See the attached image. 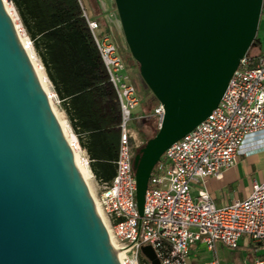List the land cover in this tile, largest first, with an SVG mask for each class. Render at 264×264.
<instances>
[{
	"label": "water",
	"instance_id": "95a60500",
	"mask_svg": "<svg viewBox=\"0 0 264 264\" xmlns=\"http://www.w3.org/2000/svg\"><path fill=\"white\" fill-rule=\"evenodd\" d=\"M139 74L163 106L134 154L141 215L154 163L219 102L263 0H114ZM151 264L154 248L142 244ZM0 264H120L14 22L0 0Z\"/></svg>",
	"mask_w": 264,
	"mask_h": 264
},
{
	"label": "built area",
	"instance_id": "2783aa9c",
	"mask_svg": "<svg viewBox=\"0 0 264 264\" xmlns=\"http://www.w3.org/2000/svg\"><path fill=\"white\" fill-rule=\"evenodd\" d=\"M9 1L23 47L33 52L44 69L33 39L12 0ZM77 1L119 104L115 172L110 179L93 174L89 155L67 123L74 135L72 145L77 142L90 168L95 182L94 197L107 221L108 234L120 264H147L142 261L145 258L140 249L142 244L154 248L161 264H189V246L195 241L215 252L217 242L236 247L239 238L246 235L264 247V180L254 181L246 197L220 205L202 186L205 177H219L234 164L246 135L264 130V52L252 53L248 48L229 77L217 105L163 151L151 169L140 215L133 167L135 148L140 142L132 140L134 136L129 126L132 110L140 101L139 94L112 36L100 30L98 20L90 16L84 0ZM254 61L256 63L252 64ZM47 79L52 95L48 98L51 103L60 105L61 100L48 76ZM152 112L159 123L163 115L159 101ZM195 184L199 187L194 193ZM207 264L222 263L213 257ZM253 264H264V255L255 258Z\"/></svg>",
	"mask_w": 264,
	"mask_h": 264
},
{
	"label": "trees",
	"instance_id": "16d2710c",
	"mask_svg": "<svg viewBox=\"0 0 264 264\" xmlns=\"http://www.w3.org/2000/svg\"><path fill=\"white\" fill-rule=\"evenodd\" d=\"M12 2L60 100L61 90L87 95L86 120L81 123L89 135L82 147L90 157L93 174L97 178L110 179L115 172L113 159L118 145L119 104L78 1ZM129 59L135 61L131 55ZM153 107L150 104L145 108L142 122L154 120V134L158 121Z\"/></svg>",
	"mask_w": 264,
	"mask_h": 264
},
{
	"label": "crops",
	"instance_id": "0c3cea01",
	"mask_svg": "<svg viewBox=\"0 0 264 264\" xmlns=\"http://www.w3.org/2000/svg\"><path fill=\"white\" fill-rule=\"evenodd\" d=\"M84 2L90 16L98 20L100 30L110 33L112 29H115V38L119 40L117 31L119 23L113 18L114 0H95L94 3L91 0H84ZM125 61L128 65L132 81L134 83L138 82L140 74L139 68L137 69V62L127 57H125ZM142 84L145 85L143 81ZM61 91L63 93L59 105L61 112L73 127L82 147V144L88 140L89 135L88 129H85L81 123L83 120H86L84 114L87 110V104L85 102L87 95L82 93L71 94L65 93L63 90ZM145 113L146 111L141 103L133 110L134 118L138 121L143 118ZM132 133L134 136L132 140L141 143L140 134L134 129H132ZM262 180H264V130L246 135L234 164L224 169L219 177H205L202 186L208 190L214 202L220 205L230 202L235 198L246 197L251 191L252 183ZM198 187L199 184L193 186L194 193ZM244 236L246 235H242L239 238L238 245L246 246L249 248L250 253L246 254L243 264H253L255 258L264 255V247L260 242Z\"/></svg>",
	"mask_w": 264,
	"mask_h": 264
},
{
	"label": "rangeland",
	"instance_id": "374dc122",
	"mask_svg": "<svg viewBox=\"0 0 264 264\" xmlns=\"http://www.w3.org/2000/svg\"><path fill=\"white\" fill-rule=\"evenodd\" d=\"M113 12H114L113 18L115 20H117V22L119 23V27H117L119 40H118V38H115L116 37L115 36V31H116L115 29H112V31L110 32V35L114 39L122 57L125 60V57L129 58V55H131V54L129 52L126 41L124 39V35H123L122 28H121L120 20H119L118 14H117L116 7H114ZM118 23H117V25H118ZM249 50L252 53L264 52V0H263V4H262V11H261V15H260L259 23H258L256 36H255L254 41L250 45ZM255 63H256V61H254L252 64H255ZM137 69H138V63H137ZM43 71H44V69H43ZM44 73H45V71H44ZM139 77L140 78H139L138 82H135L134 84H135L137 91H138V94H139V98H140L139 103H141L143 108L145 109L146 107H149L150 104L155 105L158 100L155 98V96L153 95V93L151 92L149 87L147 85L142 84V78L140 75H139ZM54 107H55V110H56L58 117L61 118L62 120H66L63 113L61 112L60 106L54 104ZM133 110H132V114H131V119L129 121V126H130V128L134 129L141 136L140 146L135 148V153H136L139 151L140 147L144 144L146 139L148 137L152 136L154 128L156 127V122L154 120H150V121H147L146 123L143 124L142 119H140L138 121L137 119L134 118ZM141 126L144 127L145 133L143 132V128ZM89 183H90V188L94 194V192H95V190H94V185H95L94 179L91 178L89 180ZM244 237H246V236H244ZM247 253H250L249 248H247L246 246H243L241 244H239L236 247H229L227 245H224L221 242H217L216 250L214 252L213 250L208 249L204 243H202L200 241H195V242L191 243L189 246V262H190V264H207V262L211 258L216 257L219 260V262L222 264H243V260L246 258ZM142 261H144L147 264H151L150 260L147 257L143 258Z\"/></svg>",
	"mask_w": 264,
	"mask_h": 264
},
{
	"label": "bare ground",
	"instance_id": "6f19581e",
	"mask_svg": "<svg viewBox=\"0 0 264 264\" xmlns=\"http://www.w3.org/2000/svg\"><path fill=\"white\" fill-rule=\"evenodd\" d=\"M3 2H4V5L6 6V9H7L8 13L10 14V16H11V18H12L14 24H16L17 22H16V19H15V13H14V11L12 10V6H11L10 1H9V0H3ZM20 36H21V35H20ZM28 54H29V56H30V60H31V62H32V65H33L34 70H35V72H36V74H37V76H38V79H39V81H40V84H41L42 88H43L44 91L46 92L47 96H50V97H51L52 95H51L50 90H49V88H50V84H49V82H48V79H47L46 73H44V71H43V67H42L40 61L38 60L37 57H35V55L33 54L32 51L28 50ZM52 106H53V109H54V111H55V113H56V110H55V107H54V104H53V103H52ZM56 115H57V113H56ZM57 118H58V120H59V123H60V126H61V128H62V131H63L64 135L66 136V139L68 140V142H69V144H70L71 151H72L73 157H74V159H75V162H76V164H77V167H78V169H79L81 175H82L83 178L85 179V181H86V183H87V185H88V187H89V189H90L91 195H92V197H93V200H94V202H95V205H96V207H97V210H98V212H99V214H100V217H101V219H102V222H103V224H104V226H105L107 232L110 234V231H109V228H108V226H107V221H106V219H105V217H104V214H103V212L100 210V208H99V206H98V204H97V202H96V200H95L94 194H93V192H92V190H91V188H90L89 180L92 178V177H91V171H90V168H89V166L86 164V162H85V160H84V158H83V156H82V152H81V150L76 146V143H77V142L75 141V142H74L75 145H72L73 140H74V135H73V134L70 132V130H69V125H68V123H67V120H62L61 118L58 117V115H57ZM111 238H112V237H111Z\"/></svg>",
	"mask_w": 264,
	"mask_h": 264
}]
</instances>
